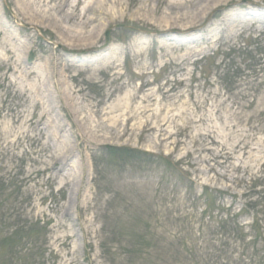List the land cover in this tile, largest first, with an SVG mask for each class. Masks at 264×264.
Segmentation results:
<instances>
[{
  "label": "rangeland",
  "instance_id": "1",
  "mask_svg": "<svg viewBox=\"0 0 264 264\" xmlns=\"http://www.w3.org/2000/svg\"><path fill=\"white\" fill-rule=\"evenodd\" d=\"M0 181V264H264V0H0Z\"/></svg>",
  "mask_w": 264,
  "mask_h": 264
},
{
  "label": "trees",
  "instance_id": "2",
  "mask_svg": "<svg viewBox=\"0 0 264 264\" xmlns=\"http://www.w3.org/2000/svg\"><path fill=\"white\" fill-rule=\"evenodd\" d=\"M10 188V185L8 186V185H6L5 183H4V181H2V183H1V181H0V200L1 201H5V202H7V197H9L10 195H11V193H13L14 191L13 190H11L9 193L8 192H6L8 189ZM16 188V187H15ZM211 196V195H210ZM208 214V212H207V210L204 212V214ZM232 221V220H231ZM31 232V231H30ZM10 243V242H9ZM11 244V243H10ZM12 246V245H11ZM20 252V251H19ZM17 250H16V253H19ZM25 259V257H23V260Z\"/></svg>",
  "mask_w": 264,
  "mask_h": 264
}]
</instances>
